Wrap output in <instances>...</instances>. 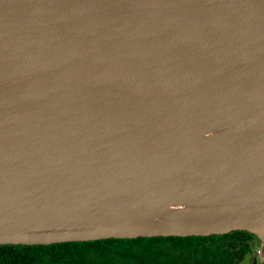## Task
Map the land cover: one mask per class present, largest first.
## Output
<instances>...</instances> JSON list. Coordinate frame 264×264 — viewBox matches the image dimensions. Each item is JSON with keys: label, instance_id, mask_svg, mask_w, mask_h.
<instances>
[{"label": "water", "instance_id": "1", "mask_svg": "<svg viewBox=\"0 0 264 264\" xmlns=\"http://www.w3.org/2000/svg\"><path fill=\"white\" fill-rule=\"evenodd\" d=\"M0 245L246 232L264 263V0H0Z\"/></svg>", "mask_w": 264, "mask_h": 264}, {"label": "trees", "instance_id": "2", "mask_svg": "<svg viewBox=\"0 0 264 264\" xmlns=\"http://www.w3.org/2000/svg\"><path fill=\"white\" fill-rule=\"evenodd\" d=\"M256 241L246 232L207 237H151L0 245V264H247Z\"/></svg>", "mask_w": 264, "mask_h": 264}, {"label": "bare ground", "instance_id": "3", "mask_svg": "<svg viewBox=\"0 0 264 264\" xmlns=\"http://www.w3.org/2000/svg\"><path fill=\"white\" fill-rule=\"evenodd\" d=\"M64 232L56 231V232H49V233H26V234H10V235H0V240H13V239H28L34 238L36 236H48V235H60Z\"/></svg>", "mask_w": 264, "mask_h": 264}, {"label": "rangeland", "instance_id": "4", "mask_svg": "<svg viewBox=\"0 0 264 264\" xmlns=\"http://www.w3.org/2000/svg\"><path fill=\"white\" fill-rule=\"evenodd\" d=\"M256 248H255V253H254V256L252 257V259H251V262H249V263H247V264H258L257 263V258H256V253H257V251H258V243L256 242ZM264 264V263H263Z\"/></svg>", "mask_w": 264, "mask_h": 264}]
</instances>
